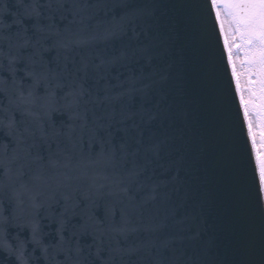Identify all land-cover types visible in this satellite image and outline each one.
<instances>
[{"label":"clouds","instance_id":"9594fccd","mask_svg":"<svg viewBox=\"0 0 264 264\" xmlns=\"http://www.w3.org/2000/svg\"><path fill=\"white\" fill-rule=\"evenodd\" d=\"M132 3L0 0V264H212L204 149L170 99L175 20L163 32L159 0ZM177 15L218 105L207 2ZM245 195L255 235L264 202Z\"/></svg>","mask_w":264,"mask_h":264},{"label":"water","instance_id":"95a60500","mask_svg":"<svg viewBox=\"0 0 264 264\" xmlns=\"http://www.w3.org/2000/svg\"><path fill=\"white\" fill-rule=\"evenodd\" d=\"M147 0H133L129 7H138ZM169 15L161 17L160 30L167 32L173 27L178 36L176 46L182 51L179 65L181 86L172 88L170 99L185 105L192 112V131L203 147L197 176L201 193L208 199V235L214 237L211 251L212 264H264V230L255 235L252 226L256 220L253 206L245 192L249 182L255 187V201L260 198L254 179V158L251 142L247 138V126L243 113L238 109V97L234 96V84H230V70L225 69L221 57L222 42L218 43V26L212 34L214 70L219 73L220 104H210L206 80L205 49L193 50L183 30L179 11L180 0H159ZM210 2V0H209ZM208 7V4H207ZM207 10V9H206ZM123 9H117V14ZM214 13L209 21L213 28ZM219 56L220 63L215 59ZM182 87V94L178 95ZM180 125H177L179 127ZM168 128L165 121L164 129ZM157 131L163 129L157 128ZM261 202H264L262 198Z\"/></svg>","mask_w":264,"mask_h":264},{"label":"snow or ice","instance_id":"6c2138e0","mask_svg":"<svg viewBox=\"0 0 264 264\" xmlns=\"http://www.w3.org/2000/svg\"><path fill=\"white\" fill-rule=\"evenodd\" d=\"M209 13H214L213 29L218 26L221 57L230 70V84L238 97V109L243 113L247 138L254 158L256 191L264 198V52L252 45L257 33L256 0H206Z\"/></svg>","mask_w":264,"mask_h":264},{"label":"rangeland","instance_id":"374dc122","mask_svg":"<svg viewBox=\"0 0 264 264\" xmlns=\"http://www.w3.org/2000/svg\"><path fill=\"white\" fill-rule=\"evenodd\" d=\"M256 2L260 4V11L257 13V33L252 41V45L264 52V0H256Z\"/></svg>","mask_w":264,"mask_h":264},{"label":"trees","instance_id":"16d2710c","mask_svg":"<svg viewBox=\"0 0 264 264\" xmlns=\"http://www.w3.org/2000/svg\"><path fill=\"white\" fill-rule=\"evenodd\" d=\"M262 104H264V101H262Z\"/></svg>","mask_w":264,"mask_h":264}]
</instances>
